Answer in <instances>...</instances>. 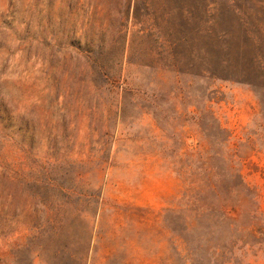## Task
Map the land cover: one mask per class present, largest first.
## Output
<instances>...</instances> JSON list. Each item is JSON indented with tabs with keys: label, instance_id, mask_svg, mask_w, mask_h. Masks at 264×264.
Here are the masks:
<instances>
[{
	"label": "rangeland",
	"instance_id": "obj_1",
	"mask_svg": "<svg viewBox=\"0 0 264 264\" xmlns=\"http://www.w3.org/2000/svg\"><path fill=\"white\" fill-rule=\"evenodd\" d=\"M0 264H264V0H0Z\"/></svg>",
	"mask_w": 264,
	"mask_h": 264
}]
</instances>
